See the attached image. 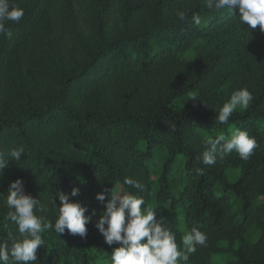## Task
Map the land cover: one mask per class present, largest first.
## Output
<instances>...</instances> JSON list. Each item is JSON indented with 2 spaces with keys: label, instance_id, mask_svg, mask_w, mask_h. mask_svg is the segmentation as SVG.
Segmentation results:
<instances>
[{
  "label": "trees",
  "instance_id": "16d2710c",
  "mask_svg": "<svg viewBox=\"0 0 264 264\" xmlns=\"http://www.w3.org/2000/svg\"><path fill=\"white\" fill-rule=\"evenodd\" d=\"M9 2L24 16L6 22L11 37L0 34V154L21 146L25 153L19 162L9 157L0 176V243L10 246L9 231L19 235L6 219L4 198L22 178L46 209L36 212L45 222L55 221L59 192L87 206L86 215L95 210L85 238L42 233L35 264H98L99 258L111 264L118 245L105 243L95 227L105 207L96 195L121 185L155 209L180 249L192 228L206 234V246L178 264H217V254H227L228 264H264V31L250 32L236 13L209 9L207 0ZM196 15L211 17L195 25ZM32 36L37 54L30 52ZM198 40L209 51L185 61L180 53ZM242 87L252 93L249 106L216 123L220 107ZM238 129L256 141L250 158L232 152L204 164L206 142ZM157 149L164 162L156 187L150 163ZM178 165L183 177L176 192ZM230 168L242 170L235 181ZM126 177L145 191L126 185ZM250 223L262 236L254 245L238 244Z\"/></svg>",
  "mask_w": 264,
  "mask_h": 264
},
{
  "label": "clouds",
  "instance_id": "9594fccd",
  "mask_svg": "<svg viewBox=\"0 0 264 264\" xmlns=\"http://www.w3.org/2000/svg\"><path fill=\"white\" fill-rule=\"evenodd\" d=\"M209 9H227L239 17L241 25L251 32L257 26L264 31V0H207ZM24 16L21 8L10 4L9 0H0V34L11 37L12 33L6 27L7 21L19 22ZM184 19V14H180ZM195 25L201 23L200 16L193 17ZM195 99L196 97H192ZM253 100L251 91L242 87L235 90L229 100L216 113V123L225 124L233 112L239 108H247ZM207 148L202 154L206 165H214L218 158L232 152L238 153L242 160H248L256 147V141L245 130H236L230 138L223 135L206 142ZM24 148H13L7 156L0 154V176L8 165V158L21 161ZM124 183L138 192L145 191V186L138 180L125 178ZM110 191V198L106 195ZM79 194L78 188H73L71 196ZM56 199V198H55ZM96 199L105 204L95 227L105 238L108 245H118L111 252V264H178L181 252L172 230L165 221L156 218L153 208L142 207L145 204L143 196L134 193L118 192L105 189L97 193ZM57 201V199H56ZM57 215L54 223L45 222L37 211L46 209L30 193L26 192L22 178L12 181L4 204L7 207L6 219L17 226L18 236L7 233L9 243H0V264H35L38 260V250L44 245L42 233L53 230L63 235L87 236V225L92 221V214L86 215L87 206L69 198V194L58 193ZM183 246L190 252L196 246H206L207 236L198 228H192L182 237ZM187 259V256H184Z\"/></svg>",
  "mask_w": 264,
  "mask_h": 264
},
{
  "label": "rangeland",
  "instance_id": "374dc122",
  "mask_svg": "<svg viewBox=\"0 0 264 264\" xmlns=\"http://www.w3.org/2000/svg\"><path fill=\"white\" fill-rule=\"evenodd\" d=\"M210 15L207 16H202L201 18V23L206 22L210 19ZM110 34L114 35V32L111 31ZM29 48L30 52H33L37 54V43H36V38L32 36L29 41ZM210 46L209 44L204 41V40H198L194 43V45L189 48L186 51H182L180 53L181 57L185 61H191L195 59L199 54H205L207 51H209ZM184 104L183 100H180L176 103V107L180 108ZM239 110H243L244 108H237ZM164 162V153L161 149L154 150L153 152V159L151 160V171H152V180L154 182V185L157 187L158 184V178L162 172V163ZM229 177L232 181H235L238 179L241 174L242 170L241 168H230L228 170ZM182 177H183V167L178 165L176 167V174L172 179V184L174 187V190L178 192L182 188ZM117 191L118 192H126L124 188L121 185H117ZM261 201H264V198H260ZM177 211H179V208L177 207ZM263 231L257 227L255 224L250 223L245 226V230L243 232V238L238 242V244H251L254 245L258 239L262 236ZM178 246V245H177ZM230 246V245H229ZM228 246V247H229ZM235 248H238L236 245ZM178 250L181 252V259H184V256L188 250L183 246L182 249L179 248ZM215 261L217 264H228L229 262V257L227 254H217L214 257ZM98 264H106V260L104 258H99Z\"/></svg>",
  "mask_w": 264,
  "mask_h": 264
}]
</instances>
